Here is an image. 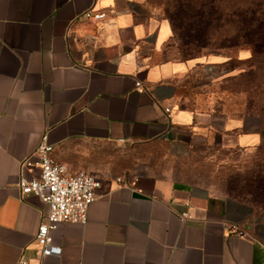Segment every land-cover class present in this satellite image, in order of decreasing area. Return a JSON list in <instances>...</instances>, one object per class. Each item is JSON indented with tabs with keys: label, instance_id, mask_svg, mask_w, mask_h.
Wrapping results in <instances>:
<instances>
[{
	"label": "crops",
	"instance_id": "0c3cea01",
	"mask_svg": "<svg viewBox=\"0 0 264 264\" xmlns=\"http://www.w3.org/2000/svg\"><path fill=\"white\" fill-rule=\"evenodd\" d=\"M90 7L105 15H83ZM170 33L140 0H0V264L36 262L47 205L21 195L17 180L38 176L21 161L44 132L55 159L95 173L101 186L85 223H58L62 251L41 264H264L261 223L246 202L170 176L109 170L118 145L162 141L182 156L198 133L241 147L262 139L244 117L180 104L183 81L226 57L163 58Z\"/></svg>",
	"mask_w": 264,
	"mask_h": 264
},
{
	"label": "rangeland",
	"instance_id": "374dc122",
	"mask_svg": "<svg viewBox=\"0 0 264 264\" xmlns=\"http://www.w3.org/2000/svg\"><path fill=\"white\" fill-rule=\"evenodd\" d=\"M140 1L145 9L167 19L170 24V17L178 22L174 0ZM220 50L224 52L220 55L226 57L224 62L209 64L208 73L193 72L183 81L179 90L180 104L193 109H212L220 116H241L245 119V128L261 129L264 127V55L254 61L243 59L244 51L250 54L252 50L246 45ZM209 54H216V51L206 44L191 42L177 27L175 31L171 28L161 51L163 58ZM261 145L241 147L232 136L221 140L218 132L208 136L198 133L189 151L182 156L170 155L167 144L162 141L118 145L111 151L109 170L122 176L140 173L170 176L244 201L256 212L261 223L259 235L264 239V205L261 202L264 190L256 196L244 186L245 178L264 170V140ZM255 196L259 202L252 200ZM254 225L245 227L246 231L255 233Z\"/></svg>",
	"mask_w": 264,
	"mask_h": 264
},
{
	"label": "built area",
	"instance_id": "2783aa9c",
	"mask_svg": "<svg viewBox=\"0 0 264 264\" xmlns=\"http://www.w3.org/2000/svg\"><path fill=\"white\" fill-rule=\"evenodd\" d=\"M83 15L98 19L105 15L103 11L86 9ZM140 86V82H136ZM169 110V108H166ZM53 144L47 132L42 133L35 149L21 161L22 167L36 165L38 176L31 178L19 174L17 188L21 195L34 194L47 205L45 217L37 226L35 241L37 243L36 262L20 256L16 264H41L44 256L60 255L62 248L55 243L52 231L62 221L85 223L89 205L95 200L101 186V177L86 170H72L71 167L55 159L52 154ZM32 156L36 160H32ZM246 229H239L246 234Z\"/></svg>",
	"mask_w": 264,
	"mask_h": 264
},
{
	"label": "trees",
	"instance_id": "16d2710c",
	"mask_svg": "<svg viewBox=\"0 0 264 264\" xmlns=\"http://www.w3.org/2000/svg\"><path fill=\"white\" fill-rule=\"evenodd\" d=\"M174 5L178 22L170 17L171 28H181L191 42L206 44L216 54L224 53L220 49L246 45L252 50L242 58L252 61L264 55V0H174ZM259 130L262 139L255 146L261 147L264 127ZM245 179L246 189L259 196L264 190V170ZM256 196L252 200L259 202Z\"/></svg>",
	"mask_w": 264,
	"mask_h": 264
}]
</instances>
